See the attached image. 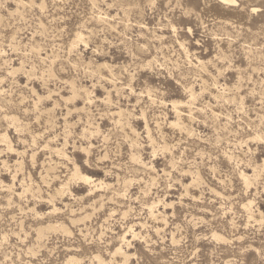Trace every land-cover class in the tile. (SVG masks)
<instances>
[{
	"label": "rangeland",
	"instance_id": "obj_1",
	"mask_svg": "<svg viewBox=\"0 0 264 264\" xmlns=\"http://www.w3.org/2000/svg\"><path fill=\"white\" fill-rule=\"evenodd\" d=\"M234 1L0 0V264H264V0Z\"/></svg>",
	"mask_w": 264,
	"mask_h": 264
},
{
	"label": "bare ground",
	"instance_id": "obj_2",
	"mask_svg": "<svg viewBox=\"0 0 264 264\" xmlns=\"http://www.w3.org/2000/svg\"><path fill=\"white\" fill-rule=\"evenodd\" d=\"M218 2H220V3H222V4H233V3H235V1L234 0H217ZM109 70V74H110V76H111V78H110V81H112V82H114L113 80H114V74L112 73V71H110V68L108 69ZM120 76V75H119ZM121 83V82H120ZM124 84V83H123ZM127 86V85H126ZM120 87V86H119ZM129 87V86H128ZM124 88V87H123ZM130 90V89H129ZM133 91V90H132ZM85 181H89V179L88 178H83ZM96 186V185H95ZM136 235L135 234H133V238L135 237ZM121 240L122 241H124L125 240V236H123V237H121ZM119 250L120 249H118L116 252H119ZM127 259V258H126Z\"/></svg>",
	"mask_w": 264,
	"mask_h": 264
}]
</instances>
